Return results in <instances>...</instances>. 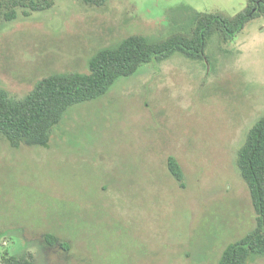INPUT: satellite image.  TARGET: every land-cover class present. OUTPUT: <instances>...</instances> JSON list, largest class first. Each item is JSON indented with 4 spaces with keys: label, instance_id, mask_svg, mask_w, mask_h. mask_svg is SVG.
<instances>
[{
    "label": "rangeland",
    "instance_id": "rangeland-1",
    "mask_svg": "<svg viewBox=\"0 0 264 264\" xmlns=\"http://www.w3.org/2000/svg\"><path fill=\"white\" fill-rule=\"evenodd\" d=\"M247 5L55 0L29 16L18 10L0 21V89L23 98L51 74L86 72L99 50L129 36L165 39L193 11L234 17ZM206 55L144 65L70 107L48 147L15 149L0 137V264L12 254L37 264H218L254 229L237 157L264 116V17L226 44L212 37Z\"/></svg>",
    "mask_w": 264,
    "mask_h": 264
},
{
    "label": "trees",
    "instance_id": "trees-1",
    "mask_svg": "<svg viewBox=\"0 0 264 264\" xmlns=\"http://www.w3.org/2000/svg\"><path fill=\"white\" fill-rule=\"evenodd\" d=\"M97 7L108 0H85ZM55 0H0V21L12 22L18 10L26 16L53 8ZM264 17V0H248L247 7L234 17L223 13L193 11L187 25L175 27L161 40L143 35L129 36L114 47H105L89 61L86 72L54 73L37 81L23 98H16L0 89V137L12 148L48 147L53 132L70 107L94 101L106 95L116 82L134 76L144 65L161 63L175 55L192 61L207 59L210 39L217 36L228 43L246 26ZM237 166L249 189L257 218L256 226L241 239L229 244L218 264H250L264 257V116L250 129L238 151ZM171 175L183 186L184 172L176 158L168 159ZM50 246L58 238L47 235ZM66 251L69 245L61 243ZM5 264H37L32 255L12 254L1 257Z\"/></svg>",
    "mask_w": 264,
    "mask_h": 264
}]
</instances>
